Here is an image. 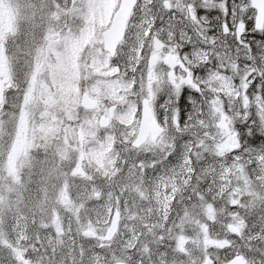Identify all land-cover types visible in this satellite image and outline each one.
Masks as SVG:
<instances>
[{"label":"snow or ice","instance_id":"obj_1","mask_svg":"<svg viewBox=\"0 0 264 264\" xmlns=\"http://www.w3.org/2000/svg\"><path fill=\"white\" fill-rule=\"evenodd\" d=\"M0 264H264V0H0Z\"/></svg>","mask_w":264,"mask_h":264}]
</instances>
